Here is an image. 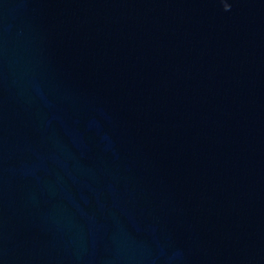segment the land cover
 <instances>
[{"label": "water", "instance_id": "water-1", "mask_svg": "<svg viewBox=\"0 0 264 264\" xmlns=\"http://www.w3.org/2000/svg\"><path fill=\"white\" fill-rule=\"evenodd\" d=\"M0 0V264H264V0Z\"/></svg>", "mask_w": 264, "mask_h": 264}, {"label": "clouds", "instance_id": "clouds-1", "mask_svg": "<svg viewBox=\"0 0 264 264\" xmlns=\"http://www.w3.org/2000/svg\"><path fill=\"white\" fill-rule=\"evenodd\" d=\"M219 2L221 3L224 11H230L231 10V6L229 3L226 2V0H219Z\"/></svg>", "mask_w": 264, "mask_h": 264}]
</instances>
